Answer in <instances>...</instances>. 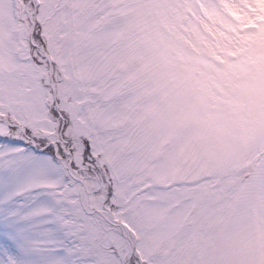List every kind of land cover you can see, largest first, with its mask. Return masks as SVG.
<instances>
[{
  "label": "snow or ice",
  "instance_id": "6c2138e0",
  "mask_svg": "<svg viewBox=\"0 0 264 264\" xmlns=\"http://www.w3.org/2000/svg\"><path fill=\"white\" fill-rule=\"evenodd\" d=\"M0 264H264V0H0Z\"/></svg>",
  "mask_w": 264,
  "mask_h": 264
}]
</instances>
